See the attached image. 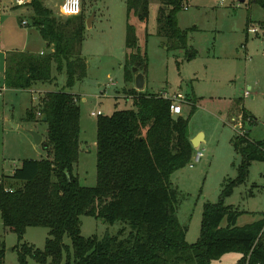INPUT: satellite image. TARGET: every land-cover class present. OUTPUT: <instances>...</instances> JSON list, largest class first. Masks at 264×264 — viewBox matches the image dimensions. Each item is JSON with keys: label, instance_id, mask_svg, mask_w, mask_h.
Here are the masks:
<instances>
[{"label": "trees", "instance_id": "16d2710c", "mask_svg": "<svg viewBox=\"0 0 264 264\" xmlns=\"http://www.w3.org/2000/svg\"><path fill=\"white\" fill-rule=\"evenodd\" d=\"M151 1L127 0L128 16L147 20ZM159 1L157 33L166 36L169 49H186L188 30L180 27L178 13L188 0ZM249 2L264 7V0ZM28 5L34 11L33 25L53 51L10 52L4 83L13 89L52 83L56 67L66 72L67 86H75L87 76L83 57L86 13L82 10L62 18L44 0H32ZM261 25L264 29V21ZM127 46L132 51L131 59H126L125 77L133 81V68L143 72L148 64L139 53L136 26L130 23ZM129 93L133 108L99 115L95 186L82 185L77 172L82 132L78 95L65 88L48 91L38 105L27 110L26 121H42L47 116L52 157L24 159L11 176L14 181L0 182V213L3 224L20 240L33 226L50 228V236L43 249L21 244L20 264H30L29 257L40 264H211L229 252L240 254L236 264H264V212L258 220L241 226L237 221L242 211L225 202L235 186L247 181L252 162L264 161V140H252L249 132L235 135L234 146L242 155L238 175L227 180L218 202L204 204L200 236L190 243L188 226L178 217V190L172 183V175L196 153L190 117L173 115L172 99L162 94L136 88ZM240 110L256 122L243 106ZM83 215L120 227L102 238L85 237ZM5 257L2 242L0 264H5Z\"/></svg>", "mask_w": 264, "mask_h": 264}, {"label": "rangeland", "instance_id": "374dc122", "mask_svg": "<svg viewBox=\"0 0 264 264\" xmlns=\"http://www.w3.org/2000/svg\"><path fill=\"white\" fill-rule=\"evenodd\" d=\"M61 1L51 0L47 6L56 16L67 18L59 14ZM161 5L159 0H152L149 18L141 21L134 14L128 16L127 0H83L87 18L95 12L83 43L87 76L68 87L66 72L55 67L52 83L35 84L29 91L8 89L5 92L0 100V177L10 184L14 181L11 176L24 159L52 157L48 124L43 120L26 121L25 117L27 110L38 105L50 89L65 88L80 98L81 139L85 149L77 164L79 181L85 186L96 185L99 115L92 113L101 111L102 115H110L115 110L134 107L129 91L135 88V77L133 81L125 77L126 59H131L132 51L127 46V25L134 24L139 53L148 64L143 71L146 91L181 97L182 115L190 117V134L195 135L193 138L203 136L196 147L204 153L201 161H193V166L188 164L172 175L173 186L178 190V217L188 226L187 241L193 243L200 236L204 204L218 202L227 180L238 175L242 155L234 146L237 132L232 125L241 114L237 100L258 119L244 122L250 138L264 140V30L261 25L264 7L249 0H189L188 8L178 13L180 27L188 30L187 48L169 49L166 36L157 33ZM0 7L5 15L11 12L5 17L9 16L15 24L22 18L31 22L30 11L17 7L12 0H0ZM252 28H258V32L251 31ZM192 53L194 56L190 58ZM2 77L0 70V80ZM0 84L4 85V81ZM246 91L250 93L247 96ZM233 113L235 119L230 120ZM32 131L43 137V143L36 142ZM225 202L242 211L238 225L261 218L264 161L252 162L247 181L235 186ZM119 225L82 216L85 237L115 234ZM49 231L48 227H29L20 240L3 224L0 213V239L6 245L5 264H20L18 248L24 242L43 249ZM66 242L70 243L69 237ZM240 257L237 252H229L211 264H236ZM28 260L30 264H40L32 257Z\"/></svg>", "mask_w": 264, "mask_h": 264}, {"label": "crops", "instance_id": "0c3cea01", "mask_svg": "<svg viewBox=\"0 0 264 264\" xmlns=\"http://www.w3.org/2000/svg\"><path fill=\"white\" fill-rule=\"evenodd\" d=\"M44 1L46 2L45 4L48 5V4H50L51 0H44ZM241 1L245 2L246 0H241ZM12 6H14V5H12ZM16 6L17 7H26L28 9V11H30V17L32 18L34 11L28 5V3L23 5V6H19V5H16ZM10 14H11V12L6 13V15H10ZM6 15L4 13H2L1 7H0V60H1L0 61V70H1V73L3 74V77L0 80V82L5 81L6 58L10 52H12V51H28V52H34V53H45V52L53 51V46L52 45L48 46V41L43 38V36L40 32V29L37 26L33 25L32 19H31V22H28L26 25L22 24V21L25 20L23 18H22V20H20V22H18V24H15L14 22H12L10 20L9 16L5 17ZM37 84H41V82H39ZM9 89H13V88H9ZM30 89L28 88V89H18V90L29 91ZM52 90L53 89H50V91H52ZM142 91H146V86H145V89ZM159 94H162V93H159ZM162 95L167 97V98L172 97L173 99H176L179 102L183 100L181 97L176 96V95H173V96H169L167 94H162ZM236 102H238V104H239L238 107L243 106L248 111L246 106L243 105L240 100H237ZM238 109L240 110V108H238ZM248 112L250 113V111H248ZM254 118L257 122L258 119L255 116H254ZM233 119H235L234 113L231 115L230 120H233ZM249 135H250V133H249ZM194 136L195 135L190 134L191 139H193ZM202 140H203V138H201L199 145L201 144ZM84 149L85 148L83 147V140L81 139V151H83ZM197 151L198 150H196V152Z\"/></svg>", "mask_w": 264, "mask_h": 264}, {"label": "built area", "instance_id": "2783aa9c", "mask_svg": "<svg viewBox=\"0 0 264 264\" xmlns=\"http://www.w3.org/2000/svg\"><path fill=\"white\" fill-rule=\"evenodd\" d=\"M32 0H12V2L16 5H19V6H23L27 3H30ZM59 7V14L61 16H64V17H72V16H76V15H79L82 10H83V0H78V5L76 3V0H62L61 3L58 5ZM63 7H66L68 9V12L67 13H62L61 12V9ZM185 8H188V5L186 4L185 5ZM78 9V10H77ZM28 22L26 20H23L22 21V24L23 25H26ZM264 30V29H263ZM251 31L253 32H258V28H252ZM9 88L6 86V84L4 83V85H1L0 84V100H1V97L5 94V92L8 90ZM249 91H246L245 92V95H249ZM169 98V97H168ZM172 99V104H171V113L175 116L177 115H181L183 113V108H182V104L176 100V99H173V98H170ZM93 115H101L102 112L101 111H98V112H93L92 113ZM248 120V121H251V118H245L244 114L241 112V114L239 115V119L234 123L232 124L234 129H236V132L238 135H241V136H244L246 133H248V131L246 130L245 128V125H244V122ZM204 153L202 151H197L191 162L189 163L191 166H193V161L194 162H200L202 157H203Z\"/></svg>", "mask_w": 264, "mask_h": 264}, {"label": "water", "instance_id": "95a60500", "mask_svg": "<svg viewBox=\"0 0 264 264\" xmlns=\"http://www.w3.org/2000/svg\"><path fill=\"white\" fill-rule=\"evenodd\" d=\"M95 18V12H92V14L87 18L86 20V25L88 28H90L92 26V22L93 19ZM133 71L135 72V88L138 90H144L145 86H146V78H145V74L142 71H139V69L137 67L133 68ZM43 121H47V116L44 115L42 118ZM35 140L38 144L43 143V137L41 135H39L37 132L32 131ZM202 138V134H200L198 137L193 138L192 139V143L194 145V147H197L199 145V142ZM2 181V178L0 177V182ZM2 245V240L0 239V247Z\"/></svg>", "mask_w": 264, "mask_h": 264}, {"label": "clouds", "instance_id": "9594fccd", "mask_svg": "<svg viewBox=\"0 0 264 264\" xmlns=\"http://www.w3.org/2000/svg\"><path fill=\"white\" fill-rule=\"evenodd\" d=\"M76 3H77V5H78V0H76ZM78 10V9H77ZM61 12L62 13H67L68 12V9L66 8V7H63L62 9H61Z\"/></svg>", "mask_w": 264, "mask_h": 264}]
</instances>
